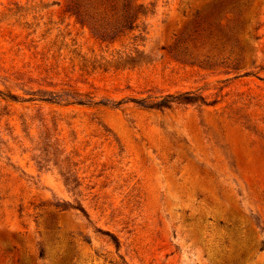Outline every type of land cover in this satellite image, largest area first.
<instances>
[{
    "label": "rangeland",
    "instance_id": "rangeland-1",
    "mask_svg": "<svg viewBox=\"0 0 264 264\" xmlns=\"http://www.w3.org/2000/svg\"><path fill=\"white\" fill-rule=\"evenodd\" d=\"M0 264H264V0H0Z\"/></svg>",
    "mask_w": 264,
    "mask_h": 264
},
{
    "label": "trees",
    "instance_id": "trees-1",
    "mask_svg": "<svg viewBox=\"0 0 264 264\" xmlns=\"http://www.w3.org/2000/svg\"><path fill=\"white\" fill-rule=\"evenodd\" d=\"M137 11L140 12L141 14H145V7L142 5L137 6ZM136 20V17L131 13L130 8H129V3L127 1H124L122 4V16H121V26L120 29H118L117 33L122 32L123 30H132L134 25V21ZM116 33V34H117ZM115 34V36H116ZM113 38V37H112ZM48 102H51V100H45ZM197 101H200L201 103H204L203 98L201 96H196L193 92H184L181 94H168L165 96H162L159 100L156 101H146V100H131V102L137 104L140 108L145 109V110H164V109H171L174 104H192ZM75 104L78 105H87L89 103L83 102L81 100H77L74 102ZM119 104V103H118ZM116 104V105H118ZM80 211L85 214L82 208H80ZM106 235L110 237V240L112 241V244L114 245V248L116 251H119L120 249V243L113 236L112 234H109L106 232ZM39 256H43V251H40Z\"/></svg>",
    "mask_w": 264,
    "mask_h": 264
}]
</instances>
